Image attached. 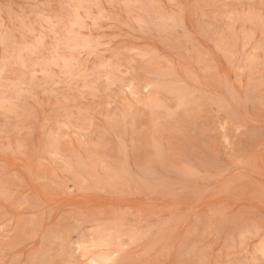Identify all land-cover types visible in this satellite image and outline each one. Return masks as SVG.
I'll use <instances>...</instances> for the list:
<instances>
[{"label": "rangeland", "instance_id": "1", "mask_svg": "<svg viewBox=\"0 0 264 264\" xmlns=\"http://www.w3.org/2000/svg\"><path fill=\"white\" fill-rule=\"evenodd\" d=\"M0 264H264V0H0Z\"/></svg>", "mask_w": 264, "mask_h": 264}]
</instances>
